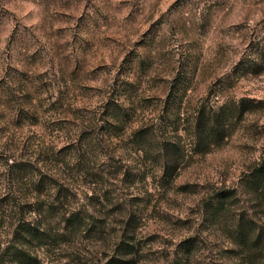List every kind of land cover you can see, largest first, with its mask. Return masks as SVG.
I'll use <instances>...</instances> for the list:
<instances>
[{
  "label": "rangeland",
  "instance_id": "374dc122",
  "mask_svg": "<svg viewBox=\"0 0 264 264\" xmlns=\"http://www.w3.org/2000/svg\"><path fill=\"white\" fill-rule=\"evenodd\" d=\"M240 98L264 102V0H0V264L27 224L52 236L24 247L39 264H171L183 242L187 264H232L204 205L248 207L264 110L206 155L173 129ZM146 126L186 150L173 182L136 152Z\"/></svg>",
  "mask_w": 264,
  "mask_h": 264
},
{
  "label": "trees",
  "instance_id": "16d2710c",
  "mask_svg": "<svg viewBox=\"0 0 264 264\" xmlns=\"http://www.w3.org/2000/svg\"><path fill=\"white\" fill-rule=\"evenodd\" d=\"M122 110L121 105L114 102L107 119L120 122L127 118ZM261 110H264L263 101L247 98L224 102L215 108L201 105L182 119L181 109H177L174 120L177 126L173 133L177 134L182 130L190 138L189 153L206 155L221 148L245 116ZM180 125L183 127L180 128ZM167 126H170L169 120L165 124ZM153 131L158 134V131L147 126L136 130L133 134L136 137V152L159 167L164 182H173L187 156L186 150L172 137H161L160 140ZM240 187L248 207L240 206L242 199L235 191L222 189L207 200L204 215L207 217L206 221L217 226L233 245V249L229 250L233 258L232 264H264V152L240 179ZM15 237L20 245L12 249L11 256L17 264H39L36 257L25 251L24 247L34 242L52 241L49 232L30 224L22 226ZM193 246L189 242H183L182 256L171 264H187L184 259L190 257L194 251ZM108 264L118 263L110 261Z\"/></svg>",
  "mask_w": 264,
  "mask_h": 264
}]
</instances>
